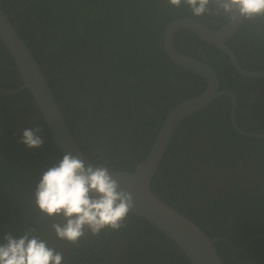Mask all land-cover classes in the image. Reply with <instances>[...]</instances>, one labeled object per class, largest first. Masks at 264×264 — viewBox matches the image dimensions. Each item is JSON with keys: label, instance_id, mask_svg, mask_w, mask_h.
Wrapping results in <instances>:
<instances>
[{"label": "trees", "instance_id": "1", "mask_svg": "<svg viewBox=\"0 0 264 264\" xmlns=\"http://www.w3.org/2000/svg\"><path fill=\"white\" fill-rule=\"evenodd\" d=\"M0 8L8 14L11 25L42 68L64 119L86 156L94 164L106 162L113 171H133L147 155L168 111L180 101L174 83L182 82L180 72L186 70L163 52L161 34L172 19L191 15L187 7L175 8L166 0H0ZM253 20L256 25L251 38L241 45L244 51L249 48L246 58L254 62L258 59L256 64L262 65L264 18ZM249 28L243 24L238 33L245 35ZM208 64L217 65L211 60ZM216 72L220 79L228 77L223 71ZM8 78L14 87L22 83L0 40V88L12 89ZM237 78L223 81L239 97ZM146 84L154 87L152 92L147 93ZM197 85L203 89L205 81ZM18 90L16 95L0 93V242L5 233L19 236L32 226L44 239L49 232L48 225L45 227L48 218L38 212L30 196L43 170L62 156L30 92ZM222 97L225 96L213 101L211 110H198L180 121L150 183L151 189L210 238L222 236L234 247H240L243 239L255 236L241 250L216 241L222 264H251L253 260L264 264V165L258 164L261 182L253 185L246 179L230 184L225 201L208 198L200 213L192 205L198 198L197 191L203 188L202 182L190 179L191 173L185 180L182 166L172 161L181 153L198 152L193 147L187 149L188 139L195 133L193 124H204L206 114L226 115L227 108L219 104ZM28 111L36 121L33 128H41L40 147L28 148L19 142L23 129L31 128L27 124L18 122L17 127L21 128L16 129L10 126L11 116L18 113L26 118ZM188 129L192 132L186 133L188 137L184 139L183 130ZM230 139L218 129L209 137L210 145L206 143V151L198 162L209 157L218 159L221 146ZM49 153L53 155L46 158ZM254 154L264 158L261 152ZM90 237L94 240L84 237L79 246L67 242L70 251L64 257L75 259L76 264H191L162 232L131 214L125 227L105 229Z\"/></svg>", "mask_w": 264, "mask_h": 264}, {"label": "flooded vegetation", "instance_id": "2", "mask_svg": "<svg viewBox=\"0 0 264 264\" xmlns=\"http://www.w3.org/2000/svg\"><path fill=\"white\" fill-rule=\"evenodd\" d=\"M187 17L190 19H195L203 23L209 29L218 32L225 30L231 24H235L234 30L229 35H227L225 38L221 36V44L225 47V49L232 53L234 59H232V57L228 54L227 50L219 47L216 43L205 41L194 31L188 28L179 29L173 37V44L178 51L196 57L207 64L209 60L217 64L215 67H212L210 64L208 65L211 66L216 73L219 89L231 91L235 97V101L233 103L230 96L221 94L214 98L204 108H201L211 110L213 108V101L221 96H225L220 99L219 104L224 105L228 112L226 115H223L222 112H219L217 113L219 116H209L206 114V116H203V119H205L204 124H193L192 130L195 132V135L193 134L194 137L192 136V138L189 137V147L187 149L189 150L193 147V149L197 150L198 152L190 151L191 153L189 154L181 153L179 158L172 159L173 163L178 164V166H182L183 177L185 180L191 173L190 179L202 182L203 188H199L197 191L198 198L192 205V208L202 213V210L205 208L206 199L214 198L215 200L225 201L224 199L230 194V192L228 193L227 191L230 184L242 183L246 179H248L253 185L261 182L258 172V164L260 165L261 162V164L264 165V158L262 159L261 157L256 156L254 152H261L264 154V138L261 137L264 136V75L259 77L249 75V73L264 71V64H256L257 61H259L258 59H256L254 62L253 60L246 58L245 51L249 50V48L247 46L244 51L241 45L242 41H247L251 38L252 27L256 25L254 20H249L247 22H242L243 20H239V22L236 23L235 21L230 22L227 19L218 16H204L196 18L188 14ZM243 24H245L247 27H251L245 30V35L238 33L240 26ZM180 33L184 36V38L179 35ZM181 68L186 70L185 72H180V75L183 76L182 82L180 83V81H177L174 83L175 87H177L176 91L178 92L180 101L182 99L192 98L198 94H201L207 86L205 78H203L201 75L189 71L183 67ZM216 71H223L227 73L228 77L230 78H237L236 76L240 77V79L237 78V82L241 89L239 97H237L234 92L225 85L223 80H227L228 77L224 76L220 79ZM6 81L8 85L12 87V89H3L0 91V93L4 95H16L19 91L18 89H21V84L17 87H14L15 83H13L9 78L6 79ZM204 81L205 87L202 89L197 85V83ZM152 88L154 87H151L148 84L145 85V90L147 93L152 92ZM185 95H188V97L184 98L183 96ZM18 115V113H15L9 118L11 121V128H21L17 127L18 122H23L31 128H33L34 124H36L34 118L30 117L29 111L26 118L19 117ZM44 123L47 127L45 121ZM218 129L224 134H227V136H230V141L221 146L220 149L222 151L218 153V159L209 157L202 163L198 162L200 155L203 153V151H206V143L210 145L208 143L209 137L213 136L218 131ZM183 131L184 132L182 134L184 139H187L188 137V134L186 133L192 132L190 129ZM56 153L57 152H54V155ZM51 154L52 153L46 154V158H50V156L53 155ZM54 158L51 159L53 160ZM251 164H253V166ZM199 166L200 171L197 173L196 168H199ZM172 169L175 168L173 167ZM253 185L250 186L251 189L253 188ZM53 220L54 218H48L45 227L48 225L49 232H46L43 238L48 241V245H52V247L57 251L63 253V264H66L67 262H70V264H76L75 259L64 257V253L70 251V244L67 242L63 243L64 240L56 238L51 228V224L54 222ZM235 228L240 230L238 226ZM254 237L255 236H249L245 241L243 239V244L240 247H234L226 238H223L232 249L241 250L244 248L245 244ZM234 238L237 239L235 233ZM86 239H91V241L94 240L92 237H90V235H87ZM113 264L121 263L114 262ZM251 264H256V262L253 260Z\"/></svg>", "mask_w": 264, "mask_h": 264}, {"label": "water", "instance_id": "3", "mask_svg": "<svg viewBox=\"0 0 264 264\" xmlns=\"http://www.w3.org/2000/svg\"><path fill=\"white\" fill-rule=\"evenodd\" d=\"M235 22L238 23L239 20ZM181 28H188L205 41L216 43L219 47L225 49L221 44V38L229 35L234 30L235 24H231L225 30L218 32L209 29L195 19L185 16L171 20L164 27L161 34V44L165 54L173 63L205 78L207 86L201 94L192 98L182 99L168 111L157 130L147 155L136 165L133 171H111L114 172L113 175L120 182L121 187L127 188L133 195L135 207L129 214L153 225L157 230L162 232L164 236L182 250L191 264H222L215 242L219 240L225 241V239L221 236L210 238L192 220L156 196L152 192L150 185L173 132L180 125L181 120L204 108L221 94L230 96L233 103L235 101V97L231 91L219 89L218 78L211 66L175 48L173 37ZM0 40L16 65L22 81L20 88L27 89L30 92L42 118L47 124L51 139L55 142L60 153L62 155L65 152L79 154L85 161V164L93 163L82 152L73 137L51 92L50 86L43 75L42 68L21 36L11 25L8 14L4 13L1 8ZM227 52L234 59L232 53L229 50ZM249 75L261 77L264 75V71L252 72ZM2 90L0 88V91ZM261 137L264 138V136Z\"/></svg>", "mask_w": 264, "mask_h": 264}, {"label": "clouds", "instance_id": "4", "mask_svg": "<svg viewBox=\"0 0 264 264\" xmlns=\"http://www.w3.org/2000/svg\"><path fill=\"white\" fill-rule=\"evenodd\" d=\"M186 6L193 17L218 16L230 22L264 18V0H166ZM41 128H25L20 143L40 147ZM106 162L85 164L79 154L65 152L46 167L30 200L46 218H58L51 228L57 239L79 246L87 235L119 230L135 207L133 195L114 177ZM32 226L19 236L5 233L0 242V264H63V253L48 245Z\"/></svg>", "mask_w": 264, "mask_h": 264}, {"label": "bare ground", "instance_id": "5", "mask_svg": "<svg viewBox=\"0 0 264 264\" xmlns=\"http://www.w3.org/2000/svg\"><path fill=\"white\" fill-rule=\"evenodd\" d=\"M194 137V136H193ZM194 167V166H193Z\"/></svg>", "mask_w": 264, "mask_h": 264}]
</instances>
